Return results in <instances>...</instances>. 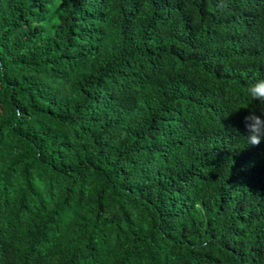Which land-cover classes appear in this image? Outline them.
I'll return each instance as SVG.
<instances>
[{
  "label": "trees",
  "instance_id": "trees-1",
  "mask_svg": "<svg viewBox=\"0 0 264 264\" xmlns=\"http://www.w3.org/2000/svg\"><path fill=\"white\" fill-rule=\"evenodd\" d=\"M257 76L264 0H0V264H264Z\"/></svg>",
  "mask_w": 264,
  "mask_h": 264
},
{
  "label": "clouds",
  "instance_id": "clouds-1",
  "mask_svg": "<svg viewBox=\"0 0 264 264\" xmlns=\"http://www.w3.org/2000/svg\"><path fill=\"white\" fill-rule=\"evenodd\" d=\"M247 95L252 101L264 105V76H257L247 87ZM246 146L257 147L264 143V109L248 112L242 119Z\"/></svg>",
  "mask_w": 264,
  "mask_h": 264
},
{
  "label": "rangeland",
  "instance_id": "rangeland-1",
  "mask_svg": "<svg viewBox=\"0 0 264 264\" xmlns=\"http://www.w3.org/2000/svg\"><path fill=\"white\" fill-rule=\"evenodd\" d=\"M27 30L28 28H25L22 32L25 33ZM22 32L16 33V35L12 39V42L17 41L18 37L21 35Z\"/></svg>",
  "mask_w": 264,
  "mask_h": 264
}]
</instances>
